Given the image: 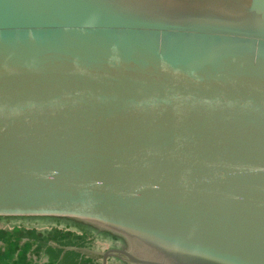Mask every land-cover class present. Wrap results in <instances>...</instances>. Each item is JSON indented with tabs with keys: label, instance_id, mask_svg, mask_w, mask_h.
Returning <instances> with one entry per match:
<instances>
[{
	"label": "water",
	"instance_id": "95a60500",
	"mask_svg": "<svg viewBox=\"0 0 264 264\" xmlns=\"http://www.w3.org/2000/svg\"><path fill=\"white\" fill-rule=\"evenodd\" d=\"M0 217L264 264V0H0Z\"/></svg>",
	"mask_w": 264,
	"mask_h": 264
},
{
	"label": "crops",
	"instance_id": "0c3cea01",
	"mask_svg": "<svg viewBox=\"0 0 264 264\" xmlns=\"http://www.w3.org/2000/svg\"><path fill=\"white\" fill-rule=\"evenodd\" d=\"M43 219V222H54L52 218H28ZM38 221V220H37ZM16 229V228H15ZM1 230L6 235L7 241H0V264H93L91 256L93 252H103L99 246L106 244V239L101 242L92 241L93 228H82L80 231L69 228L41 229L20 227L18 237L14 230ZM75 231V232H74ZM8 234V235H7ZM40 238H31L30 235H39ZM59 234H63L59 236ZM58 236L59 240L52 236ZM73 235H79L80 239H74ZM93 235V234H92ZM14 236V237H13ZM12 239H9L11 238ZM38 239L40 240L38 242ZM95 244V246H94ZM98 264H102L99 262ZM106 264H135L123 262L114 258L107 259Z\"/></svg>",
	"mask_w": 264,
	"mask_h": 264
},
{
	"label": "rangeland",
	"instance_id": "374dc122",
	"mask_svg": "<svg viewBox=\"0 0 264 264\" xmlns=\"http://www.w3.org/2000/svg\"><path fill=\"white\" fill-rule=\"evenodd\" d=\"M38 220V221H37ZM52 220L54 222H43V219H28V218H21V217H0V241H7V238L6 235H4V233H1L2 231L1 230H9V231H13L12 229H15L14 232L20 228V227H28V228H37V229H41L44 227H48V228H53V229H58V228H69V229H76V231H80L82 228L86 227V228H90L89 226H86L84 224H81V223H78V222H75V221H71V220H67V219H57V218H52ZM75 232V231H74ZM92 234H91V238H92V241L95 242V241H98V242H101L103 239H106V244L104 245H100L99 248L101 250H105V249H108V248H111V247H118V248H126V245L124 244V242L122 240H119L118 238L116 237H113L105 232H100L96 229H92ZM19 231L17 230L14 234L15 237H18ZM8 235V234H7ZM63 234H59V236H62ZM13 236V237H14ZM74 236V239L79 236V235H73ZM29 237L31 238H40L42 237L41 234L39 235H30ZM54 239H57L59 240L58 236H55L53 235L52 236ZM9 239H12L9 238ZM77 239H80V237H77ZM40 240L38 239V242ZM78 242V240H77ZM95 246V244H94ZM91 259L93 261V264H98L99 262L101 263V257L93 254L91 256Z\"/></svg>",
	"mask_w": 264,
	"mask_h": 264
}]
</instances>
